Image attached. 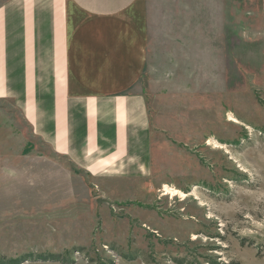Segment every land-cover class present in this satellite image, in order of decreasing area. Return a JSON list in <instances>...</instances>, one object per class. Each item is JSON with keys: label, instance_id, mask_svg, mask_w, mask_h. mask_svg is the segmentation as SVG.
I'll return each instance as SVG.
<instances>
[{"label": "rangeland", "instance_id": "1", "mask_svg": "<svg viewBox=\"0 0 264 264\" xmlns=\"http://www.w3.org/2000/svg\"><path fill=\"white\" fill-rule=\"evenodd\" d=\"M144 4L146 173L92 181L0 101V264H264V0Z\"/></svg>", "mask_w": 264, "mask_h": 264}, {"label": "crops", "instance_id": "2", "mask_svg": "<svg viewBox=\"0 0 264 264\" xmlns=\"http://www.w3.org/2000/svg\"><path fill=\"white\" fill-rule=\"evenodd\" d=\"M148 42L144 0H2L0 101L92 181L135 182L151 154Z\"/></svg>", "mask_w": 264, "mask_h": 264}, {"label": "bare ground", "instance_id": "3", "mask_svg": "<svg viewBox=\"0 0 264 264\" xmlns=\"http://www.w3.org/2000/svg\"><path fill=\"white\" fill-rule=\"evenodd\" d=\"M227 121L228 122H231V123H233V124H239V122L235 119V118H233V117H231L230 115H228V118H227ZM241 125V124H240ZM238 126V125H237ZM206 145H208V146H211L212 147V149L213 150H221L222 149V147L220 146V145H217L214 141H212V140H208L207 141V143H206ZM161 194L163 195V196H170V197H177V196H180V198H185L186 196H185V194L184 193H182L181 191H179V190H177V189H175V188H170V187H168V186H166V185H163L162 186V189H161ZM189 196V195H188Z\"/></svg>", "mask_w": 264, "mask_h": 264}]
</instances>
